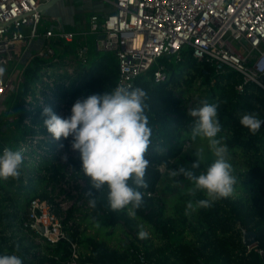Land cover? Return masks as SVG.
<instances>
[{"label": "trees", "instance_id": "16d2710c", "mask_svg": "<svg viewBox=\"0 0 264 264\" xmlns=\"http://www.w3.org/2000/svg\"><path fill=\"white\" fill-rule=\"evenodd\" d=\"M42 63L43 60L33 57L25 67L24 83L19 85L16 94L18 101L26 95ZM160 63L169 69L168 82L155 84L141 76L136 79L133 87L141 88L146 93L145 114L152 131L147 154L150 164L144 177L147 187L140 189L143 194L142 203L135 209V215H129L127 208L113 211L108 205L107 190L99 193L92 189L89 177L80 171L78 152L68 159L71 168L69 177L78 192L77 202L62 213L55 202L53 191L48 192V187L63 181L67 170L54 157V146L45 140L38 146L44 155L30 159L32 162L23 159L19 177L0 179V255L16 254L22 258L23 264H66L72 257L71 242L77 246L79 264H142L138 259L140 252L149 264H263L257 250L264 251V126L252 133L239 123L240 117L248 112L262 118L263 93L248 85L243 94H237L234 86L239 78L235 73L218 78L225 84L216 95L221 101L218 112L221 131L217 136L220 143L227 146V153L239 154L246 168L247 180L243 188L254 191L249 192L250 196L249 193L231 194L227 198L214 200L208 207H199L196 202L208 198L204 191L194 189V185L183 175L166 180L164 173L181 166H191L184 156V146L192 135L194 120L188 113L203 102L212 103L214 96L211 94L216 91L212 88L201 102L185 95L198 87L208 86L211 69L197 64L189 54L178 65L169 64L166 59L160 60ZM184 72L186 78L183 79ZM117 73L118 66L112 54L93 52L89 63L77 78L69 80L66 89L57 84L55 95L71 109L78 98L114 89ZM150 76L152 72H149ZM197 79L200 85L195 88ZM224 87H229L228 93ZM174 89L181 92V95L177 96ZM18 101L14 129L0 130L5 146L12 145L7 142L10 138L24 140L26 136L49 135L43 124L46 118L43 112L35 110L27 113L21 107V100ZM26 115H30L33 126L39 127L38 132L24 126L22 120ZM2 151L3 145H0ZM33 154L34 151L28 152L27 158ZM210 164L208 161L195 171L198 174ZM161 167L164 168L163 172L159 170ZM78 180L82 181V185L77 184ZM129 183L136 187L131 180ZM177 184H181L183 189L173 197L171 202L174 204L168 214L164 195H173ZM90 190L96 196L94 208L89 205ZM35 198L47 201L56 214L63 216L67 239L55 245L36 246L23 237L11 242L2 235L9 230L14 232L13 228L15 233H19L17 228L25 219L30 201ZM80 201L82 203L78 204ZM190 201L194 205L191 210L187 209ZM142 227H146L153 239L156 237L161 244L155 246L152 240L141 238L138 234ZM116 228L123 233L127 243L122 242V245L113 247L106 240L86 234L87 230H94L112 236ZM242 230L255 233V247L249 251L241 243ZM37 251L42 255H37Z\"/></svg>", "mask_w": 264, "mask_h": 264}, {"label": "built area", "instance_id": "2783aa9c", "mask_svg": "<svg viewBox=\"0 0 264 264\" xmlns=\"http://www.w3.org/2000/svg\"><path fill=\"white\" fill-rule=\"evenodd\" d=\"M50 1L0 0V65L7 69L0 78V130L14 129L17 116L8 104L17 98L19 85L24 83L25 67L33 57L43 63L26 95L20 99L27 113L43 112L50 107L61 117L70 115L69 106L55 95L57 84L66 89L69 80L77 78L86 67L93 52L114 56L118 66L115 87L120 84L134 87L141 76L155 84L166 83L170 72L160 60L178 65L189 54L197 64L211 69L210 82L235 73L239 78L234 86L237 94H243L246 86L252 85L264 95V0H115V4L100 0L109 4L110 9L101 16L90 14L86 29L78 32L60 26L43 27L46 14L38 10ZM48 21L56 19L49 17ZM38 41L40 45L34 48ZM149 72H152L150 77ZM182 78H186V73ZM261 119L264 120V109ZM22 123L38 132L39 127L32 125L30 115ZM45 140L54 146V157L66 166L65 179L48 187L57 206L65 213L78 198L69 177L68 159L77 154L71 149V137L60 140L50 134L26 136L24 140L14 137L7 141L14 145L11 148L5 146L0 135L3 150H21L24 154L30 149L37 157L44 155L38 146ZM23 156L26 160L27 155ZM159 170L163 172L164 168ZM77 184L82 185V181L78 180ZM17 229L19 233L13 228L14 232L9 230L2 235L11 242L23 237L36 246L55 245L67 239L63 216L39 198L30 201L25 219ZM70 246L72 257L66 264H79L77 246L71 242ZM253 247L255 244L246 249ZM36 253L42 255L39 251ZM257 253L264 264V251L257 250ZM138 259L142 264H149L142 252Z\"/></svg>", "mask_w": 264, "mask_h": 264}, {"label": "clouds", "instance_id": "9594fccd", "mask_svg": "<svg viewBox=\"0 0 264 264\" xmlns=\"http://www.w3.org/2000/svg\"><path fill=\"white\" fill-rule=\"evenodd\" d=\"M6 71V67L0 65V78ZM145 96L141 88L120 84L112 90L78 98L66 117L56 114L50 107L43 110L46 117L44 127L53 139L71 137V149L79 153L80 171L89 177L92 189L99 193L107 190L110 208L113 211L127 208L132 216L141 206L143 194L140 189L147 187L144 177L150 164L147 154L152 131L145 114ZM217 109L218 104L203 102L188 113L194 118L193 139L207 138L216 159L197 174L195 170L200 168V153L197 152V158L190 167L170 169L173 176L183 175L194 189L206 193L207 199L196 202L199 207H208L214 200L229 197L236 183L232 165L227 159V146L217 139L221 131ZM239 123L252 133L264 126V120L253 112L243 114ZM22 162L21 150L5 148L0 152V179L19 177ZM88 196L89 205L96 207V196L91 190ZM193 208L190 201L187 209ZM138 235L144 238L147 233L140 231ZM0 264H23V260L16 254L0 255Z\"/></svg>", "mask_w": 264, "mask_h": 264}, {"label": "rangeland", "instance_id": "374dc122", "mask_svg": "<svg viewBox=\"0 0 264 264\" xmlns=\"http://www.w3.org/2000/svg\"><path fill=\"white\" fill-rule=\"evenodd\" d=\"M92 1L93 0H84L83 3L81 2L83 4V6L81 7V4H80L79 7L81 9H83L84 12H87L88 10H91L90 7L92 6V3H94V1L93 2ZM95 2H96L95 4H98L97 2H100L102 4V1H100V0H95ZM56 6H60V5L56 4ZM109 9H110L109 4H104L103 7H102V10H104V12L108 11ZM75 25H77V26H75L73 29H81L84 26L83 24H81L79 18L77 19V22H76ZM101 54H102V52H101ZM184 74H185V72L182 73V76H184ZM217 83H219L218 86H217ZM224 84H225V82L219 81L218 78H217L215 81L210 82L208 86L198 87L200 85V80L197 79L195 88L198 87L199 89H197V90H195L193 92H190V93H188L185 96H187V98L192 97L194 99H198L201 102V101L204 100L205 97L208 96L209 92H211V89L213 88L214 91H216V92L211 94L212 97L214 96L212 103L218 104L217 111L219 112L221 101H220V99L218 97H216V95L219 94L220 87H223ZM224 89L226 90L227 93L229 92V87H226V88L224 87ZM174 92H175V94H177V96L181 95V92H176L175 89H174ZM17 101H18V99L16 98L14 100V102L8 104V108H10V110L12 112H14V114L18 110ZM10 139H13V138H10ZM217 139H219L218 136H217ZM12 146L13 145H9V147H12ZM184 147H185L184 156H185L186 162L188 164L192 163L193 161L196 160L197 157H196L195 154L197 152L200 153V165H205L208 161L212 163L216 159L214 153L209 148L207 138L196 137L195 139H193V136L191 135L189 142H186ZM28 152H30V149L24 154L27 155ZM36 157L37 156L34 153L33 156L26 158V160L28 162H32V160H30V159H35ZM23 158H24V156H23ZM227 159L229 160V162L232 165V174L236 178V183L234 184V190H233L232 195L233 196H235V195H245L246 193L253 192L254 189L249 190V189H244L243 188V183H245L246 180H247L246 179V168H245L244 162L241 159V157L239 156V154L238 153H234V154L233 153H231V154L227 153ZM167 173H168L167 171L164 173L165 174L164 178L166 180H170L171 178L174 177L170 172L168 174ZM181 189H183V186L181 184H177L175 186L174 191H173V195H171V196H169V194H165L164 195L166 197V199H167L166 200V208H167V213L168 214L171 211V206H173V204H174V202H171V201H173V197H175L179 193V191H181ZM250 195L251 194L249 193V196ZM142 231L147 233V235L144 237V238H146V240H148V241L152 240V242H153V244H155V246H158V245L161 244V241L159 239H157L156 237H154V239H153V237L150 235V233H149V231H148V229L146 227H142ZM107 232H111V231H107ZM86 234L94 236V237H96L98 239L106 240L108 245L113 246V247L117 246V245L120 246V245L123 244L122 242L127 243V241H128V240H124L125 237H124L123 233H121L119 231L118 228H116L114 230V233H113L112 236H107L108 234L106 235L105 232H100L99 233V232H96L94 230H87Z\"/></svg>", "mask_w": 264, "mask_h": 264}, {"label": "crops", "instance_id": "0c3cea01", "mask_svg": "<svg viewBox=\"0 0 264 264\" xmlns=\"http://www.w3.org/2000/svg\"><path fill=\"white\" fill-rule=\"evenodd\" d=\"M94 3H92V6L90 7L91 10H88L87 12H84L83 9H81L79 6L81 4V7L83 6L84 0H63L56 4H59L60 6H56V4L51 8L49 11H47L43 27L44 28H51L54 27H61L65 30L69 31H83L86 28L88 16L92 13L97 14L101 16L103 14L104 10H102L103 3L97 2L98 4H95V0H93ZM92 1V2H93ZM82 2V3H81ZM84 12V13H83ZM84 15V16H83ZM53 17L56 19L55 22H49L48 18ZM80 19L81 24L84 26L81 29H73L77 22V19ZM54 25V26H53ZM78 28V27H77ZM40 45V42H36L34 48L38 47Z\"/></svg>", "mask_w": 264, "mask_h": 264}, {"label": "water", "instance_id": "95a60500", "mask_svg": "<svg viewBox=\"0 0 264 264\" xmlns=\"http://www.w3.org/2000/svg\"><path fill=\"white\" fill-rule=\"evenodd\" d=\"M60 1H63V0H51L46 5L41 6L38 11L40 12V14L44 15L47 13V11L53 8V6L56 3ZM111 1L113 2V4H115V0H111ZM3 130H5V127L2 128V131ZM255 242H256L255 233L253 231H245V230L241 231V243L244 247H251L255 244Z\"/></svg>", "mask_w": 264, "mask_h": 264}]
</instances>
